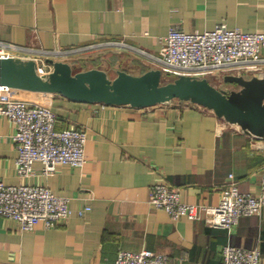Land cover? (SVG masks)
Returning a JSON list of instances; mask_svg holds the SVG:
<instances>
[{"label": "crops", "instance_id": "1", "mask_svg": "<svg viewBox=\"0 0 264 264\" xmlns=\"http://www.w3.org/2000/svg\"><path fill=\"white\" fill-rule=\"evenodd\" d=\"M220 22L264 32V0H0V41L14 45L6 54L70 63L94 54L93 67L111 77L155 67L152 55L173 26L203 32ZM30 93L16 94L50 106L59 129L86 130L87 162L61 165L49 177L36 162L33 176L19 177L15 126L0 114V180L45 185L69 197L71 210L57 227L38 222L30 230L0 216V264H111L121 250H151L169 264H224L226 244L259 247L264 264V210L229 233L202 220H174L150 202L151 187L164 181L180 188L185 202L218 204L230 175L241 192L259 194L264 138L180 101L135 108Z\"/></svg>", "mask_w": 264, "mask_h": 264}, {"label": "built area", "instance_id": "2", "mask_svg": "<svg viewBox=\"0 0 264 264\" xmlns=\"http://www.w3.org/2000/svg\"><path fill=\"white\" fill-rule=\"evenodd\" d=\"M160 42V54L152 56L155 60L153 68H159L162 77L190 75L207 78L216 87L227 90L229 88L224 86L227 84L224 82L225 75L264 77V32L231 29L224 22L203 32H187L179 26H173ZM114 43L124 45L122 42ZM9 47L14 45L0 41V57L9 56L6 54ZM42 60L47 62L45 58ZM36 62L38 64L39 60ZM19 91L24 90L0 86V114L15 126L11 137L18 151L16 167L19 177L27 179L33 176L36 162L42 164L41 173L46 177L56 173L61 165L83 167L87 162L86 130L75 126L59 129L58 116L50 106L22 98L16 94ZM69 201V197L57 195L45 185L28 182L7 184L0 180V216L14 219L22 229H33L38 222H42L46 228L63 224L71 214ZM150 202L165 210L174 220L182 217L202 220L210 227L226 229L232 233L242 217L262 214L264 173L257 195L241 192L238 182L230 175L218 204L185 202L181 199L180 188L164 181L153 184ZM89 209L86 206L79 214L83 215ZM222 253L224 264H263L259 247L226 244ZM111 264L169 263L166 255L151 250H121Z\"/></svg>", "mask_w": 264, "mask_h": 264}, {"label": "water", "instance_id": "3", "mask_svg": "<svg viewBox=\"0 0 264 264\" xmlns=\"http://www.w3.org/2000/svg\"><path fill=\"white\" fill-rule=\"evenodd\" d=\"M46 61L53 69L41 74L34 59L0 57V86L60 94L75 102L135 108L186 101L212 110L251 137L264 138L263 76L225 75L224 82L235 85L227 90L216 87L207 78L190 75L163 82L159 68H150L142 74L119 69L111 77L97 67L74 71L68 61L53 58Z\"/></svg>", "mask_w": 264, "mask_h": 264}, {"label": "rangeland", "instance_id": "4", "mask_svg": "<svg viewBox=\"0 0 264 264\" xmlns=\"http://www.w3.org/2000/svg\"><path fill=\"white\" fill-rule=\"evenodd\" d=\"M93 55L76 56L74 59H72L73 62L71 64H72V67H73L74 71H79L81 69L82 70L83 69H88V68H91V67L93 68V66L95 65L93 63V60L95 59ZM38 68H39L38 70H39V72L41 74H47L50 71H52V69H53L52 65L47 63V62H45L44 60H42V58L39 59ZM40 70H44V71H40ZM112 77H114V75ZM173 79H175V78H167L165 76L162 77V81L163 82H168V81H171ZM224 86L228 87L229 89L235 88L234 87L235 85H232V84H229V83L225 84ZM25 94H31V93L30 92H25Z\"/></svg>", "mask_w": 264, "mask_h": 264}, {"label": "bare ground", "instance_id": "5", "mask_svg": "<svg viewBox=\"0 0 264 264\" xmlns=\"http://www.w3.org/2000/svg\"><path fill=\"white\" fill-rule=\"evenodd\" d=\"M236 127H239L238 125H235Z\"/></svg>", "mask_w": 264, "mask_h": 264}]
</instances>
